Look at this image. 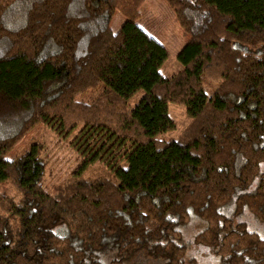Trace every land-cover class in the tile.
I'll return each instance as SVG.
<instances>
[{
  "label": "trees",
  "instance_id": "obj_1",
  "mask_svg": "<svg viewBox=\"0 0 264 264\" xmlns=\"http://www.w3.org/2000/svg\"><path fill=\"white\" fill-rule=\"evenodd\" d=\"M165 1L187 34L170 75L143 0H0V264H264V0ZM169 102L190 122L159 139ZM40 122L82 150L51 192L39 143L6 157Z\"/></svg>",
  "mask_w": 264,
  "mask_h": 264
},
{
  "label": "rangeland",
  "instance_id": "obj_2",
  "mask_svg": "<svg viewBox=\"0 0 264 264\" xmlns=\"http://www.w3.org/2000/svg\"><path fill=\"white\" fill-rule=\"evenodd\" d=\"M124 19L120 12L115 11L110 22L111 30L116 31ZM138 23L163 44L167 50V58L161 64L159 72L163 75H170L177 71L180 65L176 59V54L185 43L187 34L180 26L167 2L165 0H143L139 8ZM201 81L207 93H210L218 83L217 80L211 79L207 75H203ZM138 95V92L133 94L130 102L133 103L138 98ZM78 99L86 102L89 100L88 94L85 96L81 95ZM167 111L174 122V127L158 134L157 138L159 139L178 137L190 122V118L181 104L169 102L167 103ZM75 132L76 129L68 134L59 133L44 123H37L7 152L6 157L13 158L19 155L32 142L39 143L41 146L39 155L44 162V172L41 181L43 187L51 192L55 185L66 182L74 175L82 160V150L78 149V145L75 146L72 141V136ZM111 158L113 159V156L104 153L101 158L87 166L84 175L92 179L108 175L110 167L107 165H109L108 161ZM6 187L8 195L16 199L17 194L14 188L7 184ZM256 224H258V228L252 227L251 229L264 238V231L260 230L264 228V223L257 221ZM193 253L191 248L189 252L187 251V256L193 255ZM130 262L131 264H161L160 262H153L146 256L134 257Z\"/></svg>",
  "mask_w": 264,
  "mask_h": 264
}]
</instances>
